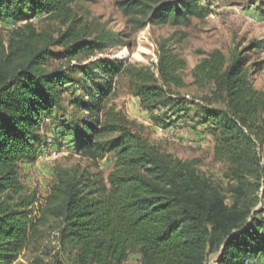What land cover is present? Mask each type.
Instances as JSON below:
<instances>
[{"label":"trees","instance_id":"trees-1","mask_svg":"<svg viewBox=\"0 0 264 264\" xmlns=\"http://www.w3.org/2000/svg\"><path fill=\"white\" fill-rule=\"evenodd\" d=\"M76 1L0 0V25L26 22L9 46L21 60L11 53L0 62V264H16L51 220L60 247L74 254L77 264H126L133 251L141 264H209L211 257L214 264H245V256L263 253L264 216L253 210L251 197L264 185L261 94L238 53L227 58L216 50L193 72L195 84L214 85L225 99L222 109L202 107L180 93L187 63L165 45L152 65L105 59L88 64L85 99L70 101L83 114L81 128L66 124L65 131L75 134L79 156L96 165L114 154L115 167L107 180L88 169L61 168L46 197L24 194L20 164L33 152L44 119L58 118L55 109L73 82L64 70L48 69L51 48L71 42L65 55L74 59L117 43L111 31H90L75 14ZM200 1L119 0L117 6L126 16L178 25L207 16ZM37 15L67 28L57 38L39 34L30 22ZM124 79L144 109L166 110L162 123L190 117V107L202 109L216 141L214 159L229 165L233 204H227L226 190L199 172V160L165 152L114 104Z\"/></svg>","mask_w":264,"mask_h":264},{"label":"rangeland","instance_id":"rangeland-1","mask_svg":"<svg viewBox=\"0 0 264 264\" xmlns=\"http://www.w3.org/2000/svg\"><path fill=\"white\" fill-rule=\"evenodd\" d=\"M119 0H77L73 4L75 14L82 18L92 33L105 29L115 35L117 43L104 52H96L90 57L71 59L68 53L71 42L65 46L54 45L48 69L59 68L66 72L72 83L67 84L66 94L55 109L58 118L46 117L42 126L36 130L39 139L31 155L20 164V175L25 187L24 194L36 192L46 197L56 182L57 171L61 168L88 169L93 174H101L107 180L115 167L114 154L94 164L78 155L74 142L75 134L69 135L68 125L81 128L83 114L75 111L71 100L85 99L82 81L88 64L99 60H124L131 63L142 62L152 65L157 61V51L165 45L178 53L187 63L181 73L186 88L182 95L193 97L202 107L222 109L226 101L215 92L214 85L195 84L193 72L211 53L221 51L227 58L239 54L245 58L250 80L261 94L260 116L264 122V0H201L200 6L207 12L204 19L193 18L190 24L156 25L145 17L126 16L117 6ZM39 34L46 33L54 38L65 31L59 22L46 15H37L30 21ZM25 23L0 25V38L4 48L0 50V62L11 53L14 60H21L22 54L9 48L14 32ZM88 70V69H87ZM90 77L93 84L98 80ZM95 80V81H94ZM90 82V80H89ZM114 104L123 109L128 120L134 124L152 143L159 145L183 161L199 160L198 170L213 183L226 190L227 204L234 203L229 192L231 180L226 162L214 159L216 141L212 126L206 124L200 107H190V117L174 118L171 123H162V113L147 111L139 98L130 94L127 81L117 86ZM158 119H155L156 117ZM205 122V123H203ZM264 159V146L262 148ZM255 207L264 216V185L260 191L251 194ZM51 220L47 227L40 228L37 241L22 254L16 264H77L74 254L62 250L58 242L59 233ZM52 226V227H51ZM264 264V252L245 256V264ZM126 264H141V255L133 251ZM209 264H214L211 257Z\"/></svg>","mask_w":264,"mask_h":264},{"label":"built area","instance_id":"built-area-1","mask_svg":"<svg viewBox=\"0 0 264 264\" xmlns=\"http://www.w3.org/2000/svg\"><path fill=\"white\" fill-rule=\"evenodd\" d=\"M249 262L247 261V264H248Z\"/></svg>","mask_w":264,"mask_h":264}]
</instances>
